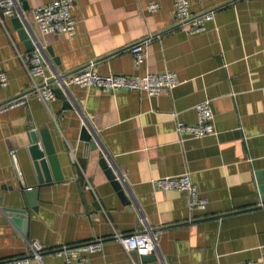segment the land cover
Segmentation results:
<instances>
[{"label":"crops","instance_id":"crops-1","mask_svg":"<svg viewBox=\"0 0 264 264\" xmlns=\"http://www.w3.org/2000/svg\"><path fill=\"white\" fill-rule=\"evenodd\" d=\"M50 1L16 0L35 33L46 75L93 60L100 73L169 69L179 82L150 95L70 84L72 105L57 95L43 102L30 92L25 104L1 112L0 259L24 254L26 238H37L44 264H61L54 248L101 239L102 247L88 253V264H135L116 233L145 227L153 228L157 244L141 256V264H247L259 256L264 251V190L258 187L264 184V0H188L192 13L213 11V20L193 34L171 28L172 0H74L72 35L38 30L32 9ZM150 1L157 3L153 10L146 7ZM147 37V61L136 65L128 46ZM19 51L27 49L10 18L0 24V70L8 75L0 101L30 87ZM203 97L210 99L214 131L178 135L175 119L193 122V104ZM84 118L97 144L80 137ZM43 126L62 177L37 183L28 147L32 132L39 136ZM104 153L121 175L123 195L100 164ZM185 170L207 198L204 209H189L184 190L162 189L150 180ZM87 180L94 189L85 187ZM7 205L25 208L26 232Z\"/></svg>","mask_w":264,"mask_h":264},{"label":"built area","instance_id":"built-area-1","mask_svg":"<svg viewBox=\"0 0 264 264\" xmlns=\"http://www.w3.org/2000/svg\"><path fill=\"white\" fill-rule=\"evenodd\" d=\"M74 0H52L48 3L38 5L32 9V18L41 33H67L75 32V19L72 15ZM148 10L157 7L156 2L147 4ZM16 0H0V24L5 26L6 20L19 16ZM173 25L171 28L181 30L187 34H193L205 29V22L213 20V11L192 13L189 10L188 0H172ZM149 37L140 39L128 46L136 65L146 63L148 52L146 45ZM21 59L31 76V84L26 90L11 95L0 101V113L15 106L25 104L29 93H33L39 100L48 102L55 98L54 83L60 87L70 84L81 86H94L101 89L115 90L118 88H135L145 91L147 94H157L163 87H173L179 80L173 70L165 69L157 72L145 71L136 74L100 73L95 68V61H89L85 65L65 73L46 75L44 71V60L38 48L27 51H19ZM8 75L0 70V86H6ZM195 120L185 122L175 119V130L178 135L189 134L201 136L214 131L213 112L210 99L203 97L193 104ZM90 132L93 128L89 126L84 118L82 126ZM41 146V143H39ZM14 156L13 151H11ZM156 187L162 189H179L186 192V205L189 209H204L207 198L200 195L196 184L190 177L189 171L185 170L176 174H161L150 177ZM85 187L94 189L92 183L87 180ZM124 244L130 259L135 264H141V256L153 250L156 246V233L149 227L130 233H116ZM28 248L24 254L10 256L0 259V264H44L42 258L43 244L37 238H26ZM102 247L101 239L85 240L70 244H63L54 248V252L62 257L61 264H88V253ZM135 253V255H134ZM137 256V257H136ZM247 264H264V251L259 256L246 261Z\"/></svg>","mask_w":264,"mask_h":264},{"label":"water","instance_id":"water-1","mask_svg":"<svg viewBox=\"0 0 264 264\" xmlns=\"http://www.w3.org/2000/svg\"><path fill=\"white\" fill-rule=\"evenodd\" d=\"M25 3V4H24ZM22 5L23 9H26V2ZM12 22L14 27L17 29L18 34L22 40H24V45L27 50H32L36 46H39L38 41L35 40V33L27 21V18L24 15L14 16L12 17ZM46 50L52 53V50L47 47ZM54 92L57 96L65 97L67 106L72 105L73 103L70 94L68 93L66 87H54ZM66 92V93H65ZM66 105V104H65ZM38 134L35 131L32 132V140L31 144H29V152L32 158V168L35 174L36 182L42 183L44 181L54 179H59L62 177V173L60 170V166L58 163V158L55 153L54 145L52 142V138L47 126H43L38 129ZM82 139L91 142L94 144L98 142L97 138L93 131H89L84 125L81 127V136ZM39 139L41 146H39ZM100 164L105 169L107 176L110 178L113 186L118 189V192L123 195V181L119 172L112 166L111 162L109 161L108 157L104 153L100 157ZM259 183L260 180L258 179ZM259 191L264 190V184H259ZM264 199V195L262 196ZM6 212L11 215L12 219L16 222L19 228L26 232V221H25V208L22 206H11L7 205L4 206ZM151 230L153 228H150ZM143 256V255H142Z\"/></svg>","mask_w":264,"mask_h":264}]
</instances>
